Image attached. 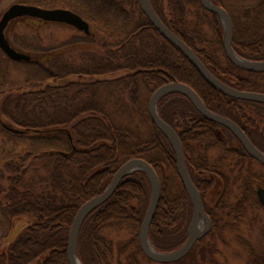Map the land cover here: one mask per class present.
I'll return each mask as SVG.
<instances>
[{"label": "trees", "instance_id": "obj_1", "mask_svg": "<svg viewBox=\"0 0 264 264\" xmlns=\"http://www.w3.org/2000/svg\"><path fill=\"white\" fill-rule=\"evenodd\" d=\"M212 1L228 10L224 0ZM150 2L162 21L192 47L218 79L239 90L264 93V72L244 70L227 58L222 21L200 0ZM20 3L68 8L84 17L95 31L74 37L73 48L77 44L84 47L88 42L96 45L97 35L102 42L97 51L82 48L67 62L62 61L60 50H40L33 43H19L22 48L40 53L36 57L28 52L31 60L17 63L26 66L28 74L34 72L32 78L28 75L21 86L11 83L0 92V127L8 124L19 128L23 132L14 133L20 137L35 134L30 138L48 140L50 146L19 155L0 169L8 182L5 189L1 187L6 201L0 207L3 216L11 221L26 219L11 242H0V264H69L68 237L77 211L103 193L120 167L135 158L148 161L161 182V199L150 227V241L161 252L179 248L188 238L194 206L178 174L172 142L152 121L151 97L141 95V89L145 86L153 94L169 82L190 85L210 110L238 123L263 152L264 127L260 121L264 122V103L237 99L210 85L184 53L155 28L138 0ZM244 15L245 27L232 17L233 47L246 59L262 61L264 24L262 30L258 24L264 20V0L247 8ZM205 28L212 30L210 37ZM159 113L182 141L188 171L212 222L208 234L184 258L174 262L178 263L198 247L204 246L203 252L213 248L210 243L215 245L216 234L222 236L227 226L240 228L248 204L260 203L252 180H262L264 176L250 173L244 177L241 192L234 193L232 186L237 177L232 180L228 171L257 160L231 130L202 115L186 94L173 92L164 96L159 101ZM56 142L68 143L69 148H55ZM211 148L220 151L215 162L208 156ZM229 159L225 171L222 162ZM41 170L47 171L48 176H43ZM213 176H219L225 186L214 206L206 201L213 185L209 178ZM151 197L152 185L145 171L125 176L112 196L84 219L77 248L82 262L114 264L116 259V264H124L121 259L126 254L128 264H143L138 258L141 253L147 264L155 263L143 253L139 242ZM221 211H229L230 221L223 222ZM110 229L128 231V238L115 241L109 236ZM207 238L214 241L206 242ZM238 240L251 262L261 264L253 245L242 237Z\"/></svg>", "mask_w": 264, "mask_h": 264}, {"label": "water", "instance_id": "obj_2", "mask_svg": "<svg viewBox=\"0 0 264 264\" xmlns=\"http://www.w3.org/2000/svg\"><path fill=\"white\" fill-rule=\"evenodd\" d=\"M142 12L148 17L155 28L169 41L175 44L184 55L195 66L201 76L217 90L241 100H249L264 103V93L255 91L239 90L227 85L218 79L201 60L198 54L188 45L180 36L174 33L159 17L153 8L150 0H138ZM201 4L209 11L216 13L225 29L224 35V51L227 58L236 66L253 72H264V60L253 61L240 56L233 47L234 41V23L230 12L223 6L216 4L212 0H200ZM22 17L39 18L47 22L64 23L71 25L86 34H91L90 23L79 13L68 8H46L34 4L14 3L2 15L0 19V48L11 59L15 61H30L31 55L14 47L6 31L8 26L16 19ZM173 92H182L186 94L194 103L198 111L205 117L225 126L231 130L237 138L242 142L247 152L256 160L264 164V152L260 150L250 139L244 129L234 120L220 115L210 110L204 103L201 96L188 84L174 81L160 86L151 96L149 101V113L152 121L157 125L171 140L176 154V166L178 174L186 186L194 206V215L189 225L188 238L185 243L179 248L161 252L157 250L150 241L149 231L154 219L158 204L161 199V182L155 168L145 159L135 158L126 162L117 171L110 185L106 190L93 197L82 205L77 211L73 223L70 228L67 246V259L69 264H84L77 253L78 239L82 223L86 216L97 206L108 200L116 191L122 179L130 173L138 170H143L147 173L152 185L151 202L143 219L139 242L143 253L151 260L158 263H173L184 258L196 245L198 240L203 238L211 229L212 222L209 215L206 213L200 190L193 182L188 171L182 141L177 131L169 123H167L159 113V101L166 95ZM5 127L13 132L22 133L19 128H15L8 124ZM260 202L264 205V187H259L257 190ZM201 219H204L205 225L201 224ZM24 224L20 223L12 231L7 238V242H11Z\"/></svg>", "mask_w": 264, "mask_h": 264}, {"label": "rangeland", "instance_id": "obj_3", "mask_svg": "<svg viewBox=\"0 0 264 264\" xmlns=\"http://www.w3.org/2000/svg\"><path fill=\"white\" fill-rule=\"evenodd\" d=\"M261 0H224L231 16L243 27H245L244 23H246L245 12L247 8H253V6L258 5ZM22 0H0V19L3 13L14 3H20ZM42 19L33 18V17H22L20 19L12 22L6 31L7 37L9 38L11 44L24 52H29L33 56L39 57V51H30L29 49H25L19 46L20 42H29L33 43L35 46H39L40 50H60L62 52L61 58L62 61H71L74 56L79 55L82 51V48H85L86 51H97L99 49V43L102 41H98L100 37L97 35L96 42L94 45L93 42L84 43V47L80 46V44L75 45L73 48V44L71 40L74 37H83L86 35L83 31L64 23H56V22H45L42 23ZM264 24V20H261V23L258 24L262 30ZM223 25V23H222ZM224 28V27H223ZM256 29V25L253 28ZM91 31H95V28L91 27ZM205 33L210 37L212 35V30L210 28H205ZM225 33V29H224ZM245 37V36H244ZM241 38V37H240ZM97 46V48H96ZM22 61H16L8 57L0 48V92L3 89H8L9 84L17 83V87L21 86L22 82H24L28 75L29 77H33V74H28V68L23 66L22 64H17ZM111 79V78H110ZM109 79V80H110ZM4 87V88H3ZM2 88V89H1ZM141 95L147 97L152 96L147 91V88L144 86L141 89ZM2 97L0 96V102H2ZM261 122V126L264 127V122ZM143 129L144 127H140ZM20 134H15L13 131L9 132L8 129L3 125L0 127V169L4 167L7 161L18 157L19 155H23L29 153L32 150H44L46 147L49 148L48 140H39L35 141L30 137L35 134L29 133L27 136L21 137ZM30 138V139H29ZM63 143L54 144L55 148L63 146ZM64 149L69 148L68 143L64 145ZM208 156L211 162L217 161L220 156V151L215 148H211L208 151ZM230 162L226 160L223 163V168L225 171H228L229 166L227 164ZM219 163V161L217 162ZM42 164H45L43 161ZM45 170V169H44ZM257 173L259 175L264 176V165L259 161H254L251 165L248 163H244L243 167L237 166L233 170V172L228 173L231 175L232 180L237 177L236 183L232 186L234 189V193L241 192V186L244 181V177H247L250 173ZM32 173V172H30ZM42 175L48 176L47 171L41 170ZM31 177V176H30ZM213 180L212 188L207 192L206 201L208 204L214 206L216 205L220 198L222 197L223 192H225V186L222 179L219 176H213L209 178V180ZM7 179L5 176L2 177V172L0 171V207L6 203L5 201V192L1 190V187L5 189L7 184ZM253 188L258 190L259 187H264V178L261 180L259 178H254L252 180ZM232 197V195L230 196ZM260 201V200H259ZM222 217H224L223 222L230 221L231 215L229 211H221ZM26 221L25 218L18 220H9L5 216H3L0 209V242L4 243L7 241V238L10 236L12 231L17 227L18 224ZM201 224L205 225V221L203 220ZM109 236L115 241L124 240L128 238V231L124 230H115L110 229ZM108 232V233H109ZM238 237H242L248 240L254 247L256 253L260 257L261 264H264V205L260 202H253L248 204V210L243 222H241L240 228L235 229L233 227L227 226L222 236L216 234L215 236V245L211 244L210 241L212 238H207L206 242L210 243L204 252L206 253L203 256V248L198 247V249L193 253L189 258H187L184 262L178 263H153V264H213L215 261L216 264H253L248 257V253L245 248L240 244ZM218 250V252H214ZM115 253V252H114ZM128 254V253H127ZM138 258L143 264H147V260L144 255L138 253ZM124 264H128L126 254L122 256L121 259ZM211 260V262H210ZM117 263V260H114V264Z\"/></svg>", "mask_w": 264, "mask_h": 264}, {"label": "flooded vegetation", "instance_id": "obj_4", "mask_svg": "<svg viewBox=\"0 0 264 264\" xmlns=\"http://www.w3.org/2000/svg\"><path fill=\"white\" fill-rule=\"evenodd\" d=\"M203 220L201 219V221L200 222H202Z\"/></svg>", "mask_w": 264, "mask_h": 264}]
</instances>
